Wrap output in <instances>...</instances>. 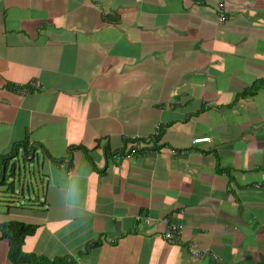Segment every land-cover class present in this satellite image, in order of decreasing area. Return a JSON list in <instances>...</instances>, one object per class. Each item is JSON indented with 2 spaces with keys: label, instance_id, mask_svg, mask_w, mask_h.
I'll return each instance as SVG.
<instances>
[{
  "label": "crops",
  "instance_id": "0c3cea01",
  "mask_svg": "<svg viewBox=\"0 0 264 264\" xmlns=\"http://www.w3.org/2000/svg\"><path fill=\"white\" fill-rule=\"evenodd\" d=\"M20 154L0 264H264V0H0V180Z\"/></svg>",
  "mask_w": 264,
  "mask_h": 264
},
{
  "label": "rangeland",
  "instance_id": "374dc122",
  "mask_svg": "<svg viewBox=\"0 0 264 264\" xmlns=\"http://www.w3.org/2000/svg\"><path fill=\"white\" fill-rule=\"evenodd\" d=\"M31 163V166H29V164ZM36 164L35 161H30V160H26L25 163L23 162V156L20 154L19 157H17L16 161H15V176L13 178H9L7 180V183H5L4 185H0V200L2 199H10V198H14V196L19 192V190L22 189V184H20L18 182L19 176L21 175L22 179L25 182H29L30 181V174L32 173L33 170H36ZM13 181V183H12ZM12 186V189L11 187ZM29 192L32 193V191H35V194H37L39 191L41 192V184H40V180L38 177V174L36 172H34V175H32L31 177V184L29 187ZM17 191V193H16ZM24 196L26 197V199L28 198V191L27 189L24 190L23 192ZM18 199V201H21V195L18 194V196H16ZM43 201V195L41 196V198L38 201H29L28 204L32 205V204H37L39 202ZM22 202V201H21Z\"/></svg>",
  "mask_w": 264,
  "mask_h": 264
},
{
  "label": "trees",
  "instance_id": "16d2710c",
  "mask_svg": "<svg viewBox=\"0 0 264 264\" xmlns=\"http://www.w3.org/2000/svg\"><path fill=\"white\" fill-rule=\"evenodd\" d=\"M151 138V137H149ZM137 141V138H135L132 141V146H134L135 143L139 145L140 140ZM146 139H143L142 141L145 142ZM147 142V140H146ZM142 143V142H141ZM141 147V144H140ZM6 180V177H4L0 180V182L4 183ZM1 183V184H2ZM0 184V185H1ZM12 188V187H11ZM33 232V225L23 222H7L3 223L1 225V235L0 238L5 237L9 240L10 246H9V258L12 262H20L25 260V258H30V255H26L22 253V243L24 240V237L26 234Z\"/></svg>",
  "mask_w": 264,
  "mask_h": 264
},
{
  "label": "built area",
  "instance_id": "2783aa9c",
  "mask_svg": "<svg viewBox=\"0 0 264 264\" xmlns=\"http://www.w3.org/2000/svg\"><path fill=\"white\" fill-rule=\"evenodd\" d=\"M218 10L219 12V21L223 22L226 19V16L223 12V8H222V3H218ZM29 84L34 85V87H38L39 83H37L36 81H30ZM21 92H26L27 88L24 86L20 89ZM159 129V124H157L155 126V131H157ZM202 141H210V137L209 136H195L192 139L193 143H199ZM134 146L136 148H139V145L137 143L134 144ZM130 154L127 153L125 156H129ZM135 219L138 221H146V223L150 222V218L147 216H141L139 214L135 215ZM165 223H166V229L163 231L162 236L166 241H170V242H174L176 241L180 236H181V232H182V227L181 224L178 222H174L171 221L170 219H168L167 217H164L162 219ZM203 252H205V250H203ZM192 253L193 254H198V252L195 249H192Z\"/></svg>",
  "mask_w": 264,
  "mask_h": 264
},
{
  "label": "clouds",
  "instance_id": "9594fccd",
  "mask_svg": "<svg viewBox=\"0 0 264 264\" xmlns=\"http://www.w3.org/2000/svg\"><path fill=\"white\" fill-rule=\"evenodd\" d=\"M30 82V81H29ZM29 82H27V83H29ZM160 128H161V125L159 124V129L157 130V131H155L154 130V132H153V134H155V133H158L159 132V130H160ZM210 137V136H209ZM193 139V138H192ZM146 140L147 141H150L151 140V138H149V137H147L146 138ZM202 142H205V141H202ZM193 143V142H192ZM200 143V142H199ZM195 144V143H194ZM140 147V146H139ZM131 154V153H130ZM130 156V155H129ZM125 157H127V156H125ZM29 166H31V163L29 164ZM34 170L32 171V173L29 175L30 176V181L29 182H24V183H22V184H24V187H26V186H28V187H30V184H31V177H32V175H34ZM15 173V172H14ZM14 173H13V176H10V177H6L7 179H9V178H13L15 175H14ZM20 179H22V177H21V175L19 176V179L18 180H20ZM20 190H19V192L17 193V191H16V195L14 196V198H17L16 196H18V194H20ZM29 192V191H28ZM22 195L24 194V193H21ZM33 194L35 195V196H37L38 195V193L37 194H35V191L33 190ZM21 195V196H22ZM35 199L36 198H34L33 197V199H32V201H35ZM27 200H29V198H27Z\"/></svg>",
  "mask_w": 264,
  "mask_h": 264
}]
</instances>
